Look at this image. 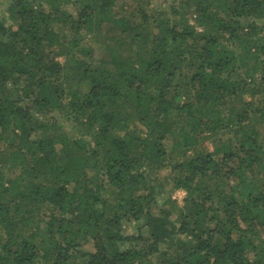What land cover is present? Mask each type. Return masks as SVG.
<instances>
[{
	"label": "trees",
	"instance_id": "obj_1",
	"mask_svg": "<svg viewBox=\"0 0 264 264\" xmlns=\"http://www.w3.org/2000/svg\"><path fill=\"white\" fill-rule=\"evenodd\" d=\"M154 1L10 0L0 264H264V0Z\"/></svg>",
	"mask_w": 264,
	"mask_h": 264
},
{
	"label": "rangeland",
	"instance_id": "obj_2",
	"mask_svg": "<svg viewBox=\"0 0 264 264\" xmlns=\"http://www.w3.org/2000/svg\"><path fill=\"white\" fill-rule=\"evenodd\" d=\"M9 2H10V0H0V20H2L6 24L12 22L11 14L8 11ZM154 2L159 3L158 0H155ZM170 2H171V0H170ZM122 3H123V1H117L118 5H121ZM132 6H134V4L132 2L126 4V7H128L129 9ZM90 42H91L90 45H92V46H94L96 48L99 47L100 50L103 49V46L101 44L100 45L96 44L95 40H92ZM98 53H100V52L98 51ZM57 60L60 61L61 63L65 62V58L64 57H60L59 56V57H57ZM52 115H56V114L55 113H50V114H47V115H45L43 117H40V118L47 120V119H50V117ZM38 116H41V115H38ZM57 118H59V117H57ZM220 136L223 137V138L224 137H229V134L227 135V132H224ZM206 144H207L209 150H212L213 144H211L209 142H207ZM168 172H170V171H165L164 173H162L163 178L168 174ZM163 178H160V176H159V180H162ZM160 183H163L164 187H166L167 184H168V182H166V181H163V182H160ZM185 195L186 194H185V192L183 190H180V189L179 190H175L172 193V199L176 200L178 205H181L182 204L181 202H182L183 198L185 197ZM134 228H135L134 224L125 225V231L128 234L132 233V230H134ZM81 250H83V251H93V242L89 241L86 244H83L82 247H81Z\"/></svg>",
	"mask_w": 264,
	"mask_h": 264
}]
</instances>
